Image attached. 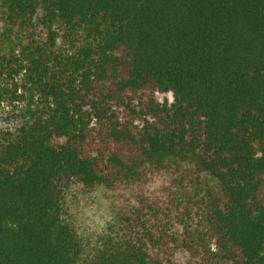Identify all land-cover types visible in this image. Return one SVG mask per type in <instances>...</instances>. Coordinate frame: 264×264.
Wrapping results in <instances>:
<instances>
[{"label": "trees", "instance_id": "16d2710c", "mask_svg": "<svg viewBox=\"0 0 264 264\" xmlns=\"http://www.w3.org/2000/svg\"><path fill=\"white\" fill-rule=\"evenodd\" d=\"M0 264H264V0H0Z\"/></svg>", "mask_w": 264, "mask_h": 264}, {"label": "rangeland", "instance_id": "374dc122", "mask_svg": "<svg viewBox=\"0 0 264 264\" xmlns=\"http://www.w3.org/2000/svg\"><path fill=\"white\" fill-rule=\"evenodd\" d=\"M162 102H172L171 94H158ZM149 186H126L107 189L105 187L85 188L80 184L72 185L67 193L69 214L81 239L84 242L83 262L90 259L101 239L108 233L111 236L121 234L125 224L121 207L126 203H135L138 193L148 194Z\"/></svg>", "mask_w": 264, "mask_h": 264}]
</instances>
